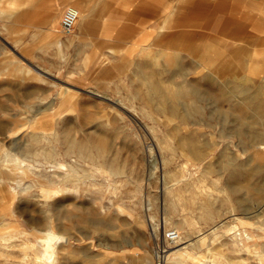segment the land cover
Instances as JSON below:
<instances>
[{
  "label": "rangeland",
  "instance_id": "obj_1",
  "mask_svg": "<svg viewBox=\"0 0 264 264\" xmlns=\"http://www.w3.org/2000/svg\"><path fill=\"white\" fill-rule=\"evenodd\" d=\"M50 2L0 0V264H42L48 230L45 264H157L186 244L168 264H264V0H160L144 47L128 30L88 61L61 12L48 30ZM84 3L103 20L119 1Z\"/></svg>",
  "mask_w": 264,
  "mask_h": 264
},
{
  "label": "crops",
  "instance_id": "obj_2",
  "mask_svg": "<svg viewBox=\"0 0 264 264\" xmlns=\"http://www.w3.org/2000/svg\"><path fill=\"white\" fill-rule=\"evenodd\" d=\"M118 7L115 9L114 17H103L105 19L97 20L95 15L91 14V6L84 3V0H51L47 5L44 17L46 18L48 30L52 32L58 31V21L62 17L64 11L69 7H75L80 11L81 17H79L78 22L75 26V36L78 39H88V48L87 50H79L80 53L87 54V61L92 54H103L102 52H96V40L97 38L101 39H111L115 41L117 37H120L125 31H132V42L129 48H135L140 45L145 46V40L152 35L151 30H147L145 23L144 11L145 9L151 8L153 13L159 12L162 4L159 0V4L156 5L152 3L150 6L146 1L149 0H116ZM152 1V0H150ZM200 7H206L207 2L201 0ZM191 6V5H190ZM79 7V8H78ZM176 5L172 8L174 9ZM158 8V9H157ZM59 19L56 23V27L53 26L57 14ZM62 22V21H61ZM62 27V26H61ZM94 40V43H92ZM109 39V40H110ZM58 45L64 43L60 39H56ZM140 44V45H139ZM114 50V48H110ZM60 94L64 95V98L72 100L74 96L77 95L75 91L71 88H64L60 91ZM65 99V100H66Z\"/></svg>",
  "mask_w": 264,
  "mask_h": 264
},
{
  "label": "bare ground",
  "instance_id": "obj_3",
  "mask_svg": "<svg viewBox=\"0 0 264 264\" xmlns=\"http://www.w3.org/2000/svg\"><path fill=\"white\" fill-rule=\"evenodd\" d=\"M69 8H74V9H76L77 11H78V18H77V20H76V22H75V25L74 26H76V24H77V22H78V19H79V17H81V15H80V11L77 9V8H75V7H69ZM69 8H67L66 10H68ZM66 10L64 11V13H63V16H64V14H65V12H66ZM63 19V18H62ZM55 21L56 22H54V24H53V26L54 27H56V23H57V21H58V14H57V16H56V18H55ZM61 25H62V22H61ZM50 31V30H49ZM157 89V88H156ZM194 92H195V90H194ZM64 95L65 94H63V95H61V97H62V99H63V101H70L68 98L66 99V98H64ZM66 99V100H65ZM62 101V102H63ZM263 146V148H264V144L262 145ZM80 149V148H79ZM49 151H50V155L52 156V161H53V166H61V163L62 162H60V161H57L56 159H55V148L53 147V148H50L49 149ZM49 151H46V154H49ZM76 152H78L77 150H76ZM46 154H45V156H46ZM74 155H75V151H74V153H73ZM57 158V157H56ZM7 160V159H6ZM12 164H13V170H11L13 173H19V172H21V174H23V173H25V174H29L28 172H30V171H32L33 173H35V174H37L38 176H41V180H40V183L42 184V187H43V190H44V192H45V196L48 198V199H55V198H59V197H61L62 195H63V192L65 191L62 187H60V188H52V187H49L48 186V184H47V182H45V179H43V175H44V173L42 172V171H40V172H37V169L36 168H34L33 167V165L34 164H32V162L34 161V159H33V161L32 160H30V159H28V158H26V157H14V156H12ZM32 161V162H31ZM72 163V162H71ZM77 164V163H76ZM75 165V164H74ZM78 165V164H77ZM12 168H10V169H12ZM30 170V171H29ZM11 172V173H12ZM78 172V171H77ZM21 176L20 175V173L19 174H17V176ZM66 177L68 176V175H65ZM11 179L10 180H12V175H10L9 176ZM4 181H5V178L3 179ZM51 181V180H50ZM22 185V183L20 182V179H18V186H21ZM73 189L75 190L76 188L73 186ZM163 192V191H162ZM155 219V218H154ZM153 219V220H154ZM155 223V222H154ZM155 225V224H154ZM162 226V225H161ZM155 228V233L158 235V230H159V227L157 226V224L154 226ZM55 237H58V234H57V232L56 231H53V230H48V231H46L45 232V235L40 239V242H41V249H40V254L42 255V257H43V263L42 264H45V263H48V257L46 256V254H45V251H44V249H43V246L48 242V241H51V240H54L55 239ZM180 239V238H179ZM178 239V240H179ZM67 240H68V238H67ZM192 243V242H191ZM177 247V246H176ZM188 246H187V244L185 245V248H187ZM184 248V250L182 249V247H180V248H178V249H176V250H174V251H172V252H170V254L169 253H166L165 251L167 250L165 247L164 248H161V250H156V255H157V257L159 258V260H158V263L157 264H168L169 262H171L170 260V257H171V254L172 253H175V254H180V255H182V253H184V254H186V255H188L189 254V251H188V248L187 249H185ZM163 249V250H162ZM183 251V252H182ZM191 258V257H190ZM176 260V259H175ZM55 261V259H53V260H51L50 261V263H53ZM160 262V263H159ZM174 263V262H173ZM177 263H179V262H177Z\"/></svg>",
  "mask_w": 264,
  "mask_h": 264
},
{
  "label": "built area",
  "instance_id": "obj_4",
  "mask_svg": "<svg viewBox=\"0 0 264 264\" xmlns=\"http://www.w3.org/2000/svg\"><path fill=\"white\" fill-rule=\"evenodd\" d=\"M78 18V11L74 8H69L66 10L63 19H62V30L66 33L72 32L74 29L75 22ZM180 238V233L175 230L171 229L166 232L165 239L169 242H176Z\"/></svg>",
  "mask_w": 264,
  "mask_h": 264
}]
</instances>
